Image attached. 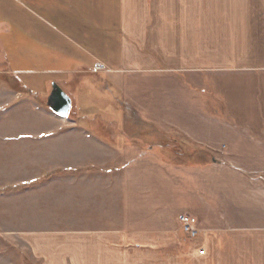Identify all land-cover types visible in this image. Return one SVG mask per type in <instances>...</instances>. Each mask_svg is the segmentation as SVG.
I'll list each match as a JSON object with an SVG mask.
<instances>
[{
  "label": "crops",
  "instance_id": "crops-1",
  "mask_svg": "<svg viewBox=\"0 0 264 264\" xmlns=\"http://www.w3.org/2000/svg\"><path fill=\"white\" fill-rule=\"evenodd\" d=\"M27 2L30 16L33 6L54 22L44 19L63 54V65L39 72L54 75L71 100L67 117L51 111L56 124L37 134L46 142L67 137L55 157L66 165L42 178L100 173L108 180L73 184L75 225L96 227L41 234L58 243L34 244L36 256L45 264H231V257L264 264V246L252 250L264 241V39L251 12L236 14L234 2L229 11L210 9L201 0ZM98 87L119 94L121 111L130 104L141 127L179 135L194 150L188 156L211 164L170 166L152 145L151 152L131 148L118 119L82 112ZM50 89L39 96L45 103ZM118 144L111 155L96 153ZM99 160L119 164L106 169ZM184 214L206 232L186 245L178 242Z\"/></svg>",
  "mask_w": 264,
  "mask_h": 264
},
{
  "label": "rangeland",
  "instance_id": "rangeland-1",
  "mask_svg": "<svg viewBox=\"0 0 264 264\" xmlns=\"http://www.w3.org/2000/svg\"><path fill=\"white\" fill-rule=\"evenodd\" d=\"M201 1L202 4L208 3L210 9L225 8L227 11L234 7V2L236 14L240 11L244 15V11L249 10L251 19H255L259 26V31L263 30L258 36L264 39V0ZM213 4L219 6H211ZM0 5V188L18 186L0 193V264H45V258L36 256L34 253L36 249L32 250V246L36 244L40 247V244H44L45 247L52 249L58 241L44 238L41 234L96 227L75 225L74 221H79V218L74 217L77 205L72 190L78 187H74L73 184H76V181H85L86 185L102 187L108 180L104 176L98 178L100 173L86 175L61 172L42 178L41 173L60 163L64 164L55 157L56 153L61 151L63 141L67 137L64 134L49 142L41 141L40 137H37L39 132L52 127L58 120L52 116L44 98L39 97L45 95V91L55 84L51 79L55 76L39 70L60 67L59 62L62 64L60 57H63V54L55 49L57 44L55 46L51 44L53 37H56L54 35L56 28L52 25L54 22L50 20L51 18L42 11L32 6L33 11L43 18L36 14L35 17L30 16L31 6L27 0H0ZM197 7L193 6L194 9ZM44 19L52 24L44 22ZM31 31L33 35L38 36L36 40L28 35ZM36 70L38 71L32 72ZM48 81L54 83L47 84ZM26 88L31 89L34 97L28 95ZM107 90L108 88L105 92L103 87L93 90L97 96L86 97L87 103L81 106L82 112H97L100 116L107 117L106 119H118L131 148L150 151L148 147L152 145L154 155L170 166L202 167L210 163L198 158V153L188 156L194 150L179 135L150 126L141 127L136 110L127 103L123 104L121 111L118 104L119 94ZM104 109L105 112L106 110L109 112L100 114ZM168 143L170 144L166 145ZM119 147V144L101 147L96 153L102 156L111 155L110 153ZM99 163L102 166L106 164L108 169L119 164V160ZM71 164L73 162L67 165ZM110 213H113L111 219L115 220L116 208L111 209ZM196 227L199 233L195 237H190L180 230L178 225V242L182 245L190 244L198 239V236L206 234L205 230L198 227L197 222ZM261 246H264V241L252 242V250L257 251ZM200 250H204V247L199 248V253ZM231 258L236 264V258Z\"/></svg>",
  "mask_w": 264,
  "mask_h": 264
},
{
  "label": "water",
  "instance_id": "water-1",
  "mask_svg": "<svg viewBox=\"0 0 264 264\" xmlns=\"http://www.w3.org/2000/svg\"><path fill=\"white\" fill-rule=\"evenodd\" d=\"M70 98L56 85L53 84L51 93L47 99V105L51 111L62 118H65L70 109Z\"/></svg>",
  "mask_w": 264,
  "mask_h": 264
},
{
  "label": "built area",
  "instance_id": "built-area-1",
  "mask_svg": "<svg viewBox=\"0 0 264 264\" xmlns=\"http://www.w3.org/2000/svg\"><path fill=\"white\" fill-rule=\"evenodd\" d=\"M196 218L190 215H181L179 217L180 230L184 231L190 237H195L199 230L196 227ZM200 254H204V250H200Z\"/></svg>",
  "mask_w": 264,
  "mask_h": 264
},
{
  "label": "trees",
  "instance_id": "trees-1",
  "mask_svg": "<svg viewBox=\"0 0 264 264\" xmlns=\"http://www.w3.org/2000/svg\"><path fill=\"white\" fill-rule=\"evenodd\" d=\"M14 188H18V186H14V187L4 186V187L0 188V193L9 191V190L14 189Z\"/></svg>",
  "mask_w": 264,
  "mask_h": 264
}]
</instances>
